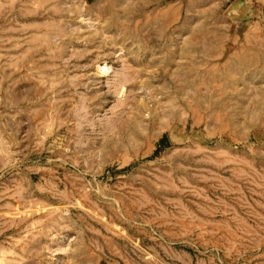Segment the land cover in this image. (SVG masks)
I'll use <instances>...</instances> for the list:
<instances>
[{"label": "rangeland", "instance_id": "obj_1", "mask_svg": "<svg viewBox=\"0 0 264 264\" xmlns=\"http://www.w3.org/2000/svg\"><path fill=\"white\" fill-rule=\"evenodd\" d=\"M0 264H264V0H0Z\"/></svg>", "mask_w": 264, "mask_h": 264}]
</instances>
